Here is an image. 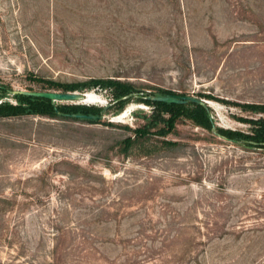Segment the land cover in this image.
Masks as SVG:
<instances>
[{
	"label": "rangeland",
	"instance_id": "374dc122",
	"mask_svg": "<svg viewBox=\"0 0 264 264\" xmlns=\"http://www.w3.org/2000/svg\"><path fill=\"white\" fill-rule=\"evenodd\" d=\"M39 78L113 85L56 103L99 123L0 116V264H264V148L216 130L264 119V0H0V104ZM158 88L216 128L182 119L126 152Z\"/></svg>",
	"mask_w": 264,
	"mask_h": 264
},
{
	"label": "trees",
	"instance_id": "16d2710c",
	"mask_svg": "<svg viewBox=\"0 0 264 264\" xmlns=\"http://www.w3.org/2000/svg\"><path fill=\"white\" fill-rule=\"evenodd\" d=\"M110 81V80H108ZM108 81L97 82L92 80L88 83H61L54 80H46V79H37L36 82L42 86L40 91H61V92H82L86 93V91H90L95 88L97 85L102 83L104 88H111L108 86L113 85L112 82L108 83ZM108 83V84H107ZM115 101L120 103L121 111L123 107L130 102L131 94H134L135 90L132 86L125 84L122 85L118 83L116 87H114ZM157 93L160 95H179L175 92L164 90V89H156ZM139 92V91H138ZM11 94V91L5 90L0 87V98L5 97L6 95ZM153 95V93H150ZM150 94H143L141 97L144 102L152 107V112L150 115H142L140 117L144 118L146 121V125L142 128L135 129L134 136H130L126 140H124V148L125 151L128 152L134 146L140 144L144 141L147 136L151 133V130H155V134L161 137H167L169 134L175 132L177 124L182 119H188L193 121L196 126L203 127L205 129L213 130L214 123L211 119V111L208 107L189 102L184 105H176V104H166L160 102H153L147 99H144ZM185 96V95H179ZM14 98L17 102L16 106H13L9 103H1L0 104V116H19V115H34V116H43L49 118H58L60 116L67 117H77L73 115H84V116H96L101 117V112L104 110L85 107L82 106H68V105H59L51 100L42 99V98H34L24 95H14ZM255 110V113L260 112L259 110H263L261 107H252ZM260 108V109H258ZM139 115V114H138ZM82 119V118H78ZM92 123H99L100 119H86ZM251 124V132L249 134H240L236 132H231L223 129H216L218 134L223 137H226L232 141H240L245 142L251 146L257 148H264V119H256L250 120ZM108 125H113L112 123H107Z\"/></svg>",
	"mask_w": 264,
	"mask_h": 264
},
{
	"label": "water",
	"instance_id": "95a60500",
	"mask_svg": "<svg viewBox=\"0 0 264 264\" xmlns=\"http://www.w3.org/2000/svg\"><path fill=\"white\" fill-rule=\"evenodd\" d=\"M13 95H24L34 98H42V99H48L51 100L54 103L58 102H79L82 99H84V96L86 93L82 92H61V91H15L13 92ZM147 100L153 101V102H160V103H166V104H176V105H184L189 102L197 103L203 106H208V102L203 101L199 99L198 97L194 96H179V95H160V94H153L151 96L146 97ZM77 118L82 119H97L101 117L96 116H84V115H73Z\"/></svg>",
	"mask_w": 264,
	"mask_h": 264
},
{
	"label": "bare ground",
	"instance_id": "6f19581e",
	"mask_svg": "<svg viewBox=\"0 0 264 264\" xmlns=\"http://www.w3.org/2000/svg\"><path fill=\"white\" fill-rule=\"evenodd\" d=\"M100 100H101L100 96H98L96 93L89 92V93H86V95L84 96V99H82L81 101H83L82 104L89 105L90 103H93V102H100ZM81 101H79V102H81ZM124 113L122 116H120L118 118L123 119L129 114L128 111L124 112Z\"/></svg>",
	"mask_w": 264,
	"mask_h": 264
}]
</instances>
